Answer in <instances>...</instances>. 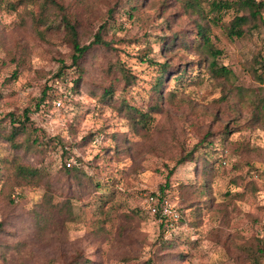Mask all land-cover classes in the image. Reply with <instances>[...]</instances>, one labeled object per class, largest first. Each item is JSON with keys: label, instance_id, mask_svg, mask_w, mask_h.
I'll list each match as a JSON object with an SVG mask.
<instances>
[{"label": "rangeland", "instance_id": "obj_1", "mask_svg": "<svg viewBox=\"0 0 264 264\" xmlns=\"http://www.w3.org/2000/svg\"><path fill=\"white\" fill-rule=\"evenodd\" d=\"M55 1L82 45L107 22L103 39L113 49L96 48L74 66L61 16L44 0H0L1 125L9 130L8 114L28 109L50 138L70 142L84 173L63 175L59 142L40 154L18 153L52 185L56 234L43 241L33 216L45 190L3 188L14 152L0 139V264H264V75L260 81L252 70L264 62V11L232 38V21L247 14L236 5L140 0L135 10L137 0ZM32 15L46 19V29L36 31ZM199 26L218 53L205 50ZM160 38L174 40V50L161 52ZM148 43V58L170 67L164 99L153 92L157 68L143 61ZM211 63L229 75L215 74ZM182 67L187 76L173 79ZM50 84L56 97L39 108ZM191 151L192 161L168 177ZM149 194H160L172 215L160 221L146 212Z\"/></svg>", "mask_w": 264, "mask_h": 264}, {"label": "trees", "instance_id": "obj_2", "mask_svg": "<svg viewBox=\"0 0 264 264\" xmlns=\"http://www.w3.org/2000/svg\"><path fill=\"white\" fill-rule=\"evenodd\" d=\"M43 5L45 6L44 8H46L47 10L53 9L54 13H57V15L61 16L60 21L67 33L68 42L72 49V55H71L72 65L79 66L84 61V59L92 55V52L96 48H104L110 50L113 49L111 46V42H108L103 39V34H105L106 32L107 22H104L98 26L96 33L93 35L92 40L88 44L82 45L77 38V31L75 25L70 23L68 16L65 14V8L61 4L57 3L55 0H44ZM139 5H141V2L140 0H137V3L134 6H132V8L136 10L139 8ZM212 5L216 9H224V10H230L234 5H236L246 11L247 14L245 16L244 15L236 16L232 21L231 26L229 27V35L232 38L242 37L243 35L242 27L250 20L255 22L257 20L259 22L263 20L262 11H264V2H256L255 0H212ZM32 16H34L32 18L33 21L32 25L34 29H36V31L39 32L40 27L46 29L45 27L46 19L43 20V17H39L38 15H32ZM253 25L255 26L256 24ZM198 28H199L198 35L203 41V47H205V50L209 51V53H218L216 52V50H214L213 46L211 45L210 38L206 28H204L203 26H199ZM160 40L162 42V46L160 49L161 52H168V51L170 52L174 50V45H175L174 40H171L168 43L166 42V38H160ZM144 52L145 54L142 56L143 61L146 62L148 65L157 68V71L159 73L153 85V92L154 94H157V99H164L165 94L163 95L161 90L162 87L164 86L165 76L168 73L170 67L167 66L166 63L158 64L154 60L148 58V55L151 54L152 52L151 44L148 43L144 47ZM209 67L217 75H229L230 73L229 70H227L224 67L215 68L214 63H211ZM116 70L120 73V76L125 81L126 85L129 84L131 80V76L128 73L127 69L122 65H118L116 67ZM252 70H254L255 74H258L257 75L259 77L258 79L262 81L264 75V62H259L258 68H255L253 66ZM79 72L80 74L76 81L77 83L82 79L84 70L82 69ZM60 75L61 72H59L56 77ZM185 75L187 76L186 68L182 67L179 73L176 74V76L173 77V79L175 80L182 79ZM112 93H113L112 91H105L102 97L112 99ZM53 94L54 92L51 84L49 86L47 85L44 86L42 90V96L39 99L37 106L39 108L40 106L45 107L46 103H48V100H52L54 97H56ZM63 105L64 103H62V106L57 109H63L64 108ZM31 113L28 109H26L22 112L21 116L8 114L9 130L7 131L3 128L4 126L1 125L2 122L0 121V139L5 141L8 144V147L14 152V156L12 160H10L11 171L6 180L7 182L4 184L5 187L3 188L4 189L8 188V190L12 191V193H15L16 189H21L25 187L44 188L45 192L42 197V202L38 206H36V210L34 212L33 217H34V223H37L38 225V232L44 234L41 237V239L43 241H48L53 239L52 237L53 234H56L54 233V230L51 229V226H57V224L52 221L54 210L57 209V204L53 203V198L51 194V190H52L51 182L49 181L48 175L45 173L44 170L26 166L22 162V158L18 153L21 152L23 154H40L43 153L42 151H45V149H47L50 146V144L54 142H59L61 143V158L63 159V162L61 163L63 175L67 177H73L79 180L84 173L81 172L82 162L80 158L74 157L71 152L70 142H63L61 138L58 136L50 138L47 135L46 131L34 122ZM73 159L75 160V163L71 164ZM192 159H193V151L189 152V154L185 156L179 157L176 160L173 169L168 173V177L177 167L192 161ZM70 160L71 162L70 165L68 166L67 163ZM205 168H207L206 162H205ZM257 177H258L257 175L255 176L253 175V179H257ZM86 186L88 187L92 186L91 182L88 181L86 183ZM94 186L95 188H99V185H94ZM254 189L256 190L255 185H254ZM160 190H161V194L165 196L164 188H161ZM259 190L261 189H257V192ZM7 198L10 203H13L10 198V195ZM67 204L69 205V203H66V208L68 207ZM41 212L49 214V218L42 216ZM258 252L264 257V251L262 248H260Z\"/></svg>", "mask_w": 264, "mask_h": 264}, {"label": "built area", "instance_id": "obj_3", "mask_svg": "<svg viewBox=\"0 0 264 264\" xmlns=\"http://www.w3.org/2000/svg\"><path fill=\"white\" fill-rule=\"evenodd\" d=\"M55 84L60 85L58 81H56ZM67 97L68 96L64 94L63 96H60V98H57L54 101L55 107L60 108L63 100ZM95 141L97 140H94V142ZM70 162L71 160L67 163L68 166L70 165ZM143 209L152 216L158 217L160 221L172 215V208L170 204L165 199L161 198L160 194H149L146 196L143 202Z\"/></svg>", "mask_w": 264, "mask_h": 264}]
</instances>
